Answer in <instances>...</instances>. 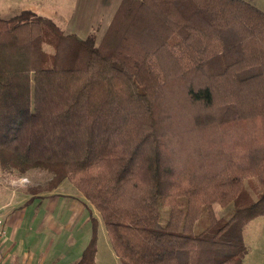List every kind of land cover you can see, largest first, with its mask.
I'll return each instance as SVG.
<instances>
[{
    "label": "trees",
    "instance_id": "1",
    "mask_svg": "<svg viewBox=\"0 0 264 264\" xmlns=\"http://www.w3.org/2000/svg\"><path fill=\"white\" fill-rule=\"evenodd\" d=\"M0 168L71 182L122 264H243L264 203V11L122 0L98 43L29 10L0 18ZM250 178L258 199L218 216ZM92 223L74 264H97Z\"/></svg>",
    "mask_w": 264,
    "mask_h": 264
},
{
    "label": "crops",
    "instance_id": "2",
    "mask_svg": "<svg viewBox=\"0 0 264 264\" xmlns=\"http://www.w3.org/2000/svg\"><path fill=\"white\" fill-rule=\"evenodd\" d=\"M121 1L0 0V18L29 10L52 19L66 34L102 38ZM65 182L49 195L14 187L0 192V216L6 226L0 240L2 264H74L80 259L93 234L91 210L74 185L70 192L60 190ZM103 222L98 223L100 229Z\"/></svg>",
    "mask_w": 264,
    "mask_h": 264
},
{
    "label": "rangeland",
    "instance_id": "3",
    "mask_svg": "<svg viewBox=\"0 0 264 264\" xmlns=\"http://www.w3.org/2000/svg\"><path fill=\"white\" fill-rule=\"evenodd\" d=\"M256 6L264 11V0H249ZM97 43L101 40V37L95 36ZM48 49H51L48 47ZM52 177V173L48 170L42 168H32L25 173L17 172V170H4L0 168V192H5L12 190L14 188H24L31 189L33 187H39V192L45 193L42 195H49L50 193L58 190V186L46 190L48 182ZM13 178V179H12ZM63 185L60 190L64 192H70L71 182ZM73 185V184H72ZM77 189V188H76ZM262 192L259 181L256 178L246 179L245 186L240 193L239 197L230 203L228 206L215 205V210L218 216H223L227 218L236 209H242V211H247L248 208L258 199ZM44 198V197H43ZM84 198V197H83ZM85 200V198H84ZM86 205L90 207L86 208L91 210V216L97 215L100 221H103L99 211L94 209L86 200L84 201ZM163 217L167 212V208L163 207ZM256 210H262V212L256 214L249 221H247L243 227V239L246 245V254L243 260V264H264V203L258 204ZM210 222L208 213L206 212L202 217L200 223L198 222L195 226V230L199 231L200 228L206 226ZM104 223V222H103ZM99 226V225H98ZM100 229L98 227V239H97V252L95 254L96 258L99 257V264H122L119 257L115 254L112 245L110 243L106 227L102 226ZM58 235H55L56 238ZM54 238V240H55ZM6 254V252H4Z\"/></svg>",
    "mask_w": 264,
    "mask_h": 264
},
{
    "label": "built area",
    "instance_id": "4",
    "mask_svg": "<svg viewBox=\"0 0 264 264\" xmlns=\"http://www.w3.org/2000/svg\"><path fill=\"white\" fill-rule=\"evenodd\" d=\"M6 234V226H5V221L2 216H0V240L5 236ZM0 264H2L0 262Z\"/></svg>",
    "mask_w": 264,
    "mask_h": 264
}]
</instances>
